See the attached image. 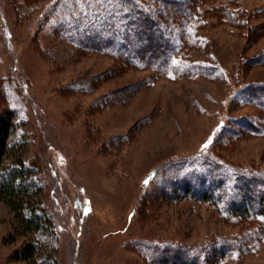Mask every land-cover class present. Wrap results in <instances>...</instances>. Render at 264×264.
<instances>
[{"label": "rangeland", "instance_id": "374dc122", "mask_svg": "<svg viewBox=\"0 0 264 264\" xmlns=\"http://www.w3.org/2000/svg\"><path fill=\"white\" fill-rule=\"evenodd\" d=\"M42 2L29 9L26 0H0V112L14 110L17 126L8 142L23 144L24 159L40 167L38 197L53 216L55 236L16 232L14 213L0 199V264H26L13 251L28 240L44 253L54 250L58 264H155L138 254L141 241L201 247L237 235L240 224L223 220L209 203L171 198L161 180L145 181L171 159L196 153L264 169V115L235 99L237 86L264 82V63L252 60L264 51L258 12L264 2L229 5L249 18L241 28L209 14L197 33L200 46L188 53L217 66L215 75L177 79L77 52L51 31L64 15L60 0ZM3 89L14 96L9 103ZM240 115L260 131L220 135ZM20 152L12 151L11 160ZM226 256L208 262L264 264V243L253 253Z\"/></svg>", "mask_w": 264, "mask_h": 264}, {"label": "trees", "instance_id": "16d2710c", "mask_svg": "<svg viewBox=\"0 0 264 264\" xmlns=\"http://www.w3.org/2000/svg\"><path fill=\"white\" fill-rule=\"evenodd\" d=\"M26 1L31 4L29 9L39 4L36 2H44ZM60 2L64 15L57 21L54 13L57 23L51 25V31L64 43L79 53H103L129 66L151 69L168 79L215 75L217 66L210 61L192 59L188 53L200 46L197 33L209 14L239 28L249 19L242 16L241 9L232 11L229 8L236 0L218 4L216 0H69L68 6L63 4L64 0ZM258 12L264 15V6ZM252 60L264 63V51ZM6 83H12L3 82L7 91ZM237 87L235 99L239 104L254 106L264 115V82ZM6 91L3 96L9 103L14 96ZM16 126L11 106L0 112V199L14 213L16 232H41L53 239V216L38 197L42 192L40 167L24 159L23 144L8 142ZM242 128L260 131L253 119L240 115L230 117V123L220 132L242 135L245 133ZM16 148L21 152L11 160L10 155ZM152 180L155 183L161 180L159 188L171 198L183 195L209 203L223 220L240 224L242 230L201 247L141 241L136 246L137 251L147 262L209 264L235 252L253 253L264 243V169L257 165L242 167L216 156L196 153L173 158L152 170L145 182L150 185ZM41 251L40 243L28 240L13 251V258L26 264H58L54 250Z\"/></svg>", "mask_w": 264, "mask_h": 264}]
</instances>
